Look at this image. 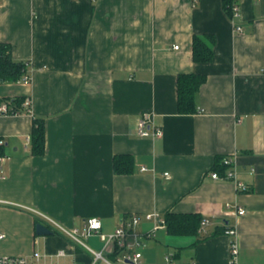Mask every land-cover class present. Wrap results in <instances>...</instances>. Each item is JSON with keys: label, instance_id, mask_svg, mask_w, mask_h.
Segmentation results:
<instances>
[{"label": "crops", "instance_id": "crops-1", "mask_svg": "<svg viewBox=\"0 0 264 264\" xmlns=\"http://www.w3.org/2000/svg\"><path fill=\"white\" fill-rule=\"evenodd\" d=\"M236 1L242 33L223 0H0V43L31 66V81L0 83V98L32 105L31 115H0L1 256L92 264L46 218L69 230L98 218L110 234L136 214L145 233L154 226L146 214L172 212L209 219L207 232L162 227L140 250L142 264H165L168 254L176 264H229L227 225L240 264H264V0ZM195 36L213 48L211 62L194 61ZM182 74L206 78L193 114L178 111ZM144 113L162 138L137 135ZM34 117L45 121L42 156L29 142ZM116 155L132 156L134 172L116 174ZM218 157L236 158L246 192L213 180ZM38 223L53 234L38 235ZM86 243L104 246L96 236Z\"/></svg>", "mask_w": 264, "mask_h": 264}, {"label": "built area", "instance_id": "built-area-1", "mask_svg": "<svg viewBox=\"0 0 264 264\" xmlns=\"http://www.w3.org/2000/svg\"><path fill=\"white\" fill-rule=\"evenodd\" d=\"M233 14L231 20L234 22L236 33H242L243 28L236 23L240 17V5L238 2L233 4ZM175 49H179V46H175ZM31 81L30 76H26L22 82L29 83ZM31 100L25 98L24 108L26 113L31 115ZM0 115H18L9 113V106L7 103H2L0 105ZM153 117L150 113H144L137 122V135L141 138H152L160 139L163 137V131L161 128L153 124ZM31 143V138L29 139ZM0 145H4V142L0 140ZM3 157H0L2 160ZM223 164L226 167L224 175L219 174L217 171L213 170L210 176L215 181H232L235 183L236 187L242 191L246 192L248 186L239 180L237 171V160L234 157H224ZM142 171H147L146 168H142ZM166 178H169V174H165ZM0 203H2L0 201ZM238 215L246 214V210L243 208H238ZM145 219L153 221V228L145 233H140L138 228L142 221L140 215H130L122 217L119 220L116 229L110 233L105 234L102 232V221L98 218L89 219L85 227L80 229H66L58 225L51 219L46 218V221L53 226L58 232L66 236L72 241V248L76 251L77 247H84L88 252L92 254L93 262L92 264H142L143 254L141 249L147 247V243L151 240L157 230L162 227H166L165 219L159 214H146ZM210 220L204 218L201 224L200 233H206V228L209 226ZM225 234L231 238L230 244V256L229 264H240V247L237 239V229L231 226H225ZM98 237L103 243L102 250H94L91 248L85 240L91 237ZM6 235L0 232V240L5 239ZM112 248V249H111ZM59 257H65L66 252L61 250L57 254ZM107 255L111 256L108 257ZM33 258L39 260L41 254L34 252ZM0 264H32L28 257L25 256H1ZM165 264H176L175 255L168 254L165 257ZM196 264V263H191Z\"/></svg>", "mask_w": 264, "mask_h": 264}, {"label": "trees", "instance_id": "trees-1", "mask_svg": "<svg viewBox=\"0 0 264 264\" xmlns=\"http://www.w3.org/2000/svg\"><path fill=\"white\" fill-rule=\"evenodd\" d=\"M236 0H223L227 13L232 17L233 4ZM213 41V40H211ZM214 58V50L210 44L201 37L195 36L193 40V59L197 63H208ZM31 66L28 62H17L12 58V48L9 44L0 43V83L22 82L26 76H30ZM204 75L182 74L177 81L178 89V111L179 114L188 115L197 112L196 94L204 84ZM25 97L0 98V105L7 103L9 113H26L24 108ZM45 121L34 117V126L31 135V150L35 156H42L46 151ZM4 145H0V157H3ZM223 157H218L213 170L224 175L226 167ZM113 169L116 174L127 175L134 172L135 161L130 155H116L113 159ZM166 229L173 236H196L201 228L204 217L199 214H178L169 212L164 217ZM226 227L223 228L225 232ZM223 232V233H224ZM81 247L77 251L81 253Z\"/></svg>", "mask_w": 264, "mask_h": 264}, {"label": "water", "instance_id": "water-1", "mask_svg": "<svg viewBox=\"0 0 264 264\" xmlns=\"http://www.w3.org/2000/svg\"><path fill=\"white\" fill-rule=\"evenodd\" d=\"M36 233L40 236L52 235L53 231L45 226L43 223H38L36 226Z\"/></svg>", "mask_w": 264, "mask_h": 264}, {"label": "rangeland", "instance_id": "rangeland-1", "mask_svg": "<svg viewBox=\"0 0 264 264\" xmlns=\"http://www.w3.org/2000/svg\"><path fill=\"white\" fill-rule=\"evenodd\" d=\"M85 241H87V240H85ZM90 247H92L94 250H98L95 246H94V244H92V243H89L88 244ZM82 252V254L84 255V256H88V257H90V255H92L90 252H88L86 249H84V247H81V249H80ZM90 253V254H89ZM117 264H123V263H117Z\"/></svg>", "mask_w": 264, "mask_h": 264}]
</instances>
